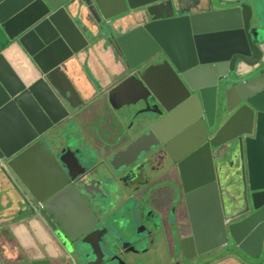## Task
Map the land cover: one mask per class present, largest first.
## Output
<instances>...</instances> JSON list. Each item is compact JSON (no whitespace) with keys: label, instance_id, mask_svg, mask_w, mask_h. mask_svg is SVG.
<instances>
[{"label":"water","instance_id":"obj_1","mask_svg":"<svg viewBox=\"0 0 264 264\" xmlns=\"http://www.w3.org/2000/svg\"><path fill=\"white\" fill-rule=\"evenodd\" d=\"M202 5V0H0V171L22 199L23 218L41 221L52 245L77 254L82 264L97 254L69 239L68 226L55 215V197L69 196L73 180L66 160L88 164L97 158L93 142L75 125L79 104L72 99L85 91L73 77L77 64L93 80L95 95L111 88L114 109H120L116 99L126 85L131 95L139 88L149 92L139 101L160 110H146L129 133L115 138L107 164L126 159L143 137L159 144L140 151L142 158L159 147L172 158L196 145L186 154L195 163L190 182L197 181L193 189L199 190L191 195L198 200L194 208L190 204L193 236L181 246L182 254L194 253L187 263L228 248L237 264H264V0H234L219 9L212 0L205 9ZM90 59L97 72L88 68ZM126 139L131 145L122 151ZM33 157L49 176L45 185L31 177L27 162ZM207 172L214 183L205 180ZM225 172L234 177V207L226 200ZM81 192L99 203L85 187ZM89 225L85 215L80 227ZM1 231L0 264H55L12 257L1 244ZM119 234L99 239L107 252L120 245ZM65 260L58 257L57 264ZM103 261L99 256L96 264Z\"/></svg>","mask_w":264,"mask_h":264},{"label":"flooded vegetation","instance_id":"obj_2","mask_svg":"<svg viewBox=\"0 0 264 264\" xmlns=\"http://www.w3.org/2000/svg\"><path fill=\"white\" fill-rule=\"evenodd\" d=\"M96 65L91 59L87 60L91 73L97 72ZM76 66V74L73 77L85 91L80 99H72L74 103L79 104L75 113V125L89 142H93L97 158L88 164H77L70 158L66 160L70 162L73 180L69 181V196L59 194L55 197L56 217L68 226L69 239L83 241L84 245L91 246L92 252L97 254V259L90 260L87 264H96L99 256L104 260L102 264H188L186 256L191 257L194 253L189 251L186 255L182 254L181 246L183 241L193 236L190 204L194 208L198 200L191 195L199 190L193 189L197 181L190 182L195 163L193 160H186V154L196 145L180 149L172 158L163 151V147L154 150L147 158H142L139 157L140 151H149L152 146L159 144L158 140L148 141L143 137L138 140L136 151L132 150L126 159L116 158L110 166L105 158L110 154L115 138L129 133L138 120L147 114L144 113L146 110L157 113H160V110L139 101L140 98H148L149 92L139 88L138 92L131 95L126 85L116 99L120 109H114L108 100L111 88L95 95L90 89L89 82L92 85L93 80L86 75V68L81 64ZM150 85L156 89L158 83L152 80ZM55 93L58 96L56 91ZM193 100L196 104L197 125L200 128L201 109L198 107L197 98L194 97ZM127 111L130 113L127 114ZM120 113L127 114L125 120L119 119ZM191 123L182 124L180 136L187 132ZM212 124L216 128L217 120H212ZM207 137L210 139V131ZM131 141L125 140V148L123 147L122 151L131 145ZM146 141L148 143H145ZM134 160L136 164L133 168L118 172L120 167ZM85 166H88L86 172ZM198 172L202 173L199 167ZM214 178L213 173L207 172L205 175L209 184L214 183ZM231 178H234L231 173L222 174L226 200L234 207ZM65 181L63 177L62 182ZM83 187L93 196H99L98 204L94 205L82 194ZM78 192L81 195H77ZM219 198L221 202V194ZM85 215L88 216L90 225L80 227ZM94 225V229H97L95 232L91 228ZM117 230L120 233V245L107 252V245L101 244L99 239H114L113 235ZM227 249H217L194 260L196 264H217L219 259L232 260ZM55 251V264L58 257L62 256L66 259L65 264H82L77 254H65L56 243ZM90 254L86 252L85 255ZM106 255L109 258H106Z\"/></svg>","mask_w":264,"mask_h":264},{"label":"crops","instance_id":"obj_3","mask_svg":"<svg viewBox=\"0 0 264 264\" xmlns=\"http://www.w3.org/2000/svg\"><path fill=\"white\" fill-rule=\"evenodd\" d=\"M62 0H51L59 3ZM145 0H140V3ZM209 0H202L203 9L208 5ZM216 9L224 4L232 3L234 0H212ZM223 4V5H222ZM115 12V9H111ZM243 73V72H242ZM31 170V177L37 184L45 185L49 176L44 173L40 164H37L35 157L28 162ZM24 208L20 195L12 189L8 180L0 171V229L3 238L2 245L12 257L27 256L32 260H49L55 262V246L46 227L37 219L28 222L23 218ZM217 264H237L233 260L219 259Z\"/></svg>","mask_w":264,"mask_h":264},{"label":"rangeland","instance_id":"obj_4","mask_svg":"<svg viewBox=\"0 0 264 264\" xmlns=\"http://www.w3.org/2000/svg\"><path fill=\"white\" fill-rule=\"evenodd\" d=\"M231 3H228V4H226V5H230Z\"/></svg>","mask_w":264,"mask_h":264}]
</instances>
